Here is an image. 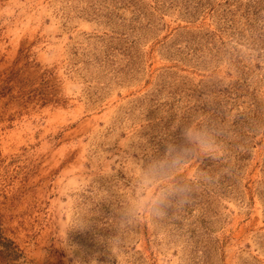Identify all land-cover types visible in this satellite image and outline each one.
Instances as JSON below:
<instances>
[{"label":"rangeland","instance_id":"rangeland-1","mask_svg":"<svg viewBox=\"0 0 264 264\" xmlns=\"http://www.w3.org/2000/svg\"><path fill=\"white\" fill-rule=\"evenodd\" d=\"M0 264H264V0H0Z\"/></svg>","mask_w":264,"mask_h":264}]
</instances>
